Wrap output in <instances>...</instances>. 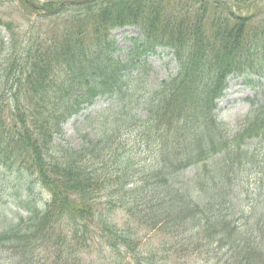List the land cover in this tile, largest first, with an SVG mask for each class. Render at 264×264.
Wrapping results in <instances>:
<instances>
[{
  "label": "trees",
  "instance_id": "16d2710c",
  "mask_svg": "<svg viewBox=\"0 0 264 264\" xmlns=\"http://www.w3.org/2000/svg\"><path fill=\"white\" fill-rule=\"evenodd\" d=\"M257 2L17 0L0 16V264H264V95L235 130L215 113L229 76L264 80ZM126 25L143 37L131 65L113 55ZM159 47L177 72L143 90L126 70ZM98 97L94 136L56 145Z\"/></svg>",
  "mask_w": 264,
  "mask_h": 264
},
{
  "label": "rangeland",
  "instance_id": "374dc122",
  "mask_svg": "<svg viewBox=\"0 0 264 264\" xmlns=\"http://www.w3.org/2000/svg\"><path fill=\"white\" fill-rule=\"evenodd\" d=\"M10 1L13 2V4L15 2L14 0H0V14H8L10 12L9 10L12 8ZM35 1L40 4L44 2V0ZM257 1V5L261 9H264V0ZM5 35L7 37V33H5L0 27V36ZM112 37L115 40L116 46L114 57L126 62H130L131 58H133L135 53L138 52V45L143 39L140 31L132 26L115 28L112 31ZM132 70L133 72H136V80L139 81L141 79V87L143 90L153 89L158 87L163 80L176 74L177 62L174 60L170 49L158 48L156 53L140 57L136 62V67ZM263 95L264 80H260L258 77L250 75H233L229 77L224 95L217 100V108L215 110L217 119L229 128L234 130L237 129L247 113L256 107V103H252V101L261 99ZM108 103L109 102L106 99H99L93 106L84 109L80 115L69 119L64 124L61 135H58L55 138L56 143L62 145L68 144L73 148H78L81 143L83 130L85 128H90V126L83 127V124L88 123V121L83 120L84 115L89 112L92 114V111L99 110L100 108L107 106ZM126 131L127 135H124V131H122L121 134L126 144L131 146V143L127 142V139L129 138V130ZM130 133L137 138V135H135L136 133ZM91 136L93 135L91 134ZM28 184L33 191V198H35L36 201H39L41 198V195H39V189L30 181H28ZM41 194L44 195L43 192H41ZM15 199L16 195L13 194L12 188L10 187L5 193L2 203L13 210H16L18 208L15 206ZM19 212L23 215L27 214V211L24 209H19Z\"/></svg>",
  "mask_w": 264,
  "mask_h": 264
}]
</instances>
